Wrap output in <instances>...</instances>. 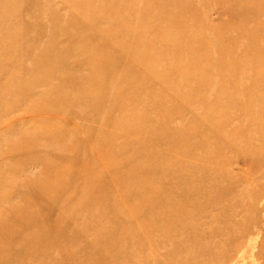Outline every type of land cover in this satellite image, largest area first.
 I'll list each match as a JSON object with an SVG mask.
<instances>
[{"label":"rangeland","instance_id":"rangeland-1","mask_svg":"<svg viewBox=\"0 0 264 264\" xmlns=\"http://www.w3.org/2000/svg\"><path fill=\"white\" fill-rule=\"evenodd\" d=\"M75 1L45 0L58 14L61 27ZM175 1L186 7L190 19L187 22L178 14V4H169L172 19L159 24L169 40L153 26V16L165 1L137 2V15L145 23L139 35L144 38L131 42L132 26L128 40L137 47L136 53L145 48L144 54L155 59L145 64L134 55L126 61L123 47L111 46L120 69L127 65L146 79L145 84L130 76L126 86L119 88L140 89L145 95L158 93L165 98L163 106L173 108L167 114L160 110L150 119L157 124L166 118L167 123L162 121L170 127L152 131L145 126L149 134L158 132L153 143L139 139L130 128L128 140L138 145L137 151L152 154L144 158L131 155L123 159L102 145L109 151L108 161L100 160L88 142L99 125L93 119L96 115L88 117L91 112L72 108V116H61L29 110L32 104L47 100L45 94L52 86L66 82L65 72L33 88L19 106L31 88L26 82L30 74L25 71L31 65L32 45H46L48 37L54 36L61 48L71 45L73 59L80 61L86 58L81 39L93 37L98 43L100 36L74 29L28 36L16 29L11 42L4 44L0 36V222L10 219L0 246L15 252L19 249L15 242L31 240L29 230L42 235L48 232L47 252L42 253L38 240L21 264H264V150L259 142L246 143L243 138L258 130L264 135V61L254 56L264 41V0L257 6L251 0ZM21 37L27 38L30 48L21 47ZM197 37L204 43L194 50L183 48L174 53L175 48L169 47ZM79 68L72 77L93 72L90 63ZM149 68L152 73L147 72ZM157 71L164 81L156 77ZM103 74L97 72V76ZM67 80L71 83V78ZM175 124L191 129L194 143L187 156L181 154L188 149L187 136L172 146ZM202 134L209 135L211 142H204ZM179 145L182 152H178ZM71 166L75 171L59 184L58 198L65 201L48 211L46 202L38 203L35 184L46 171L56 174ZM120 177L136 180L138 185L122 186L116 182ZM88 179L106 191L101 207L92 202V192L85 185ZM34 200L30 219L13 223L26 214V203ZM90 214H94L92 219Z\"/></svg>","mask_w":264,"mask_h":264},{"label":"bare ground","instance_id":"bare-ground-1","mask_svg":"<svg viewBox=\"0 0 264 264\" xmlns=\"http://www.w3.org/2000/svg\"><path fill=\"white\" fill-rule=\"evenodd\" d=\"M139 1L142 2V0H76L73 12L67 16L65 27H61L58 14L49 8L45 0L37 2L35 0H3L4 5L2 7L0 6V19L3 22L0 26V36L4 38L3 44L7 40L8 43L9 41L11 42L16 35V29L28 36H41L44 34L56 35V32L60 31V29L88 31L87 36H100L98 43L93 37L81 39L82 42L80 43L75 39L77 43L83 44L85 51L84 56L86 58H82L80 61H75V59H73L72 53H70L71 49L68 47L71 45L61 48L60 45L55 42L54 36L48 37L46 45L41 43L32 45L29 50L31 65L25 71L30 74L29 80L26 82L31 88L25 93L19 106L28 99L33 88L44 86L55 77L54 74L65 72L62 74V78L66 82H61L59 85L52 86L48 93L45 94L47 100L45 102L32 104L29 106V110L32 112L47 110L48 112L61 116H72V108H78L81 111L84 110L85 114L91 112L90 115L88 114L90 119L93 116L92 113L96 115L93 119L98 122L99 125L93 130L88 142L91 148L99 152L98 158L103 162L108 161L109 151L116 152V155H122L123 159L130 158L131 155H138L142 158H144L145 155H152L151 153L144 152L140 148H138L137 151L138 145L128 140L130 128L135 136L141 140H145L147 144H150L155 142L158 132L152 134L147 133L145 131L146 125H148L149 130L152 131L162 127H170L165 124L167 123L166 118H162L165 123L161 120L157 124H152L150 120L160 110L167 114L173 109L172 106H163L165 98L160 96V94L149 93L145 95L140 92V89L130 92L119 88L121 84L123 86L124 83V86H126L127 78L130 76H137L139 81L145 84L146 79L141 74L130 70L127 65L120 69L118 63L114 62V54L111 46L123 47L126 61L131 60L134 55L140 56L145 64L155 59L154 56L144 54V52H146L145 48L136 53L137 47H132L128 40V30L132 26L134 35L131 37L130 41L141 42L144 38L143 35H139V30L143 28V24H145L140 20V15H137V2ZM162 1H165V6L158 9L156 14H154L153 18L155 22L153 26L157 31L162 30L158 32L162 35L163 39L169 40V34L165 33L164 29L159 25L165 20L170 21L172 19L173 15L169 12V4L171 7L178 4L180 6V12L178 14L183 15V18L186 19L187 22L190 17L188 18L189 15H187L185 10L186 7H182L181 3L179 4L178 1ZM259 1L260 0H251L250 2L251 5L257 6L259 5ZM16 6L18 7L16 8ZM87 22L92 23V25H88ZM170 27L175 28L177 26L173 25ZM89 31H91L92 34H89ZM175 31H179V29H175ZM70 38L71 40L69 41L72 43V36ZM197 38L198 40L195 39L194 41L183 39L176 45L169 47L171 50L175 48L172 50L174 53L183 48L194 50L198 47H202L204 43L202 42V37ZM106 41H108L109 44L106 43ZM19 43L22 48H30V43L25 37H21ZM11 46L12 44L10 43L9 47ZM260 51L262 52L259 53ZM259 52H254L256 61H264V41L262 42ZM156 54L159 55L158 53ZM189 56L192 55H188V60H190ZM89 63L92 65V74L86 77L78 75L72 77V73L80 71V66ZM98 71H103L104 74L102 76H97ZM116 71L119 73L122 72V74ZM152 71L153 69L149 68L147 72L152 73ZM156 77L164 81L163 77H160L159 71L156 72ZM67 78H71V83ZM22 85L23 82H21V86ZM94 85H98L100 89L92 87ZM143 88L144 87H142V89ZM74 90L77 92L72 94ZM49 93H51L50 96L47 95ZM13 106H11V108ZM189 108L192 109V106H189ZM77 115L76 117L79 118L81 114L77 113ZM81 118H86V116ZM175 126L176 127L172 126V133L170 134L171 141L174 144L172 146H175V142L180 138L187 136L189 139L188 142L190 141L188 143V149H186L185 153H181L183 156H187L192 153V146L194 143L191 129L183 125L180 126L175 124ZM259 135L262 137L260 140L257 138ZM263 136V131L258 130L256 134L251 135L250 132L248 136H243V138L246 143H254V141H257V143L259 142L260 147L264 150ZM202 140L204 142H211L209 135L205 134H202ZM102 145L108 148L109 151L103 150L101 148ZM182 151L183 149L181 145H179L178 152ZM138 153L141 154V156ZM71 165L74 164L71 163ZM170 165H172L171 162ZM75 166L78 167L77 165ZM75 166H71L70 169L59 170L56 174L46 171L42 181L35 184L34 187L39 194L38 197L36 196L39 198L38 203L40 201L46 202L49 205L48 211L50 209H57L65 201V198H58L61 193L59 184L65 176L75 171V168H73ZM107 170L108 167L105 165L103 171L107 172ZM81 171L87 174L85 168H82ZM98 173L100 175V171H98ZM113 174L114 173H112V175ZM116 182H119L122 186L131 185L134 187L138 185L136 180L129 181L122 177L117 179ZM85 185H87L86 187H89L92 192V202L99 205L101 199H104L102 197L105 195L106 191L102 190L103 188L101 186L97 188L96 182L92 179H88ZM34 202H36V200L26 203V214L21 218H15L13 223L18 221L17 224H19L20 222L29 220L35 209L33 206ZM99 207H101V204ZM68 212H70L72 216V208H70ZM93 217L92 214H90L89 218L92 219ZM9 220L10 219L6 222H0V242L4 240L5 228ZM33 220H36L35 223H39L37 219ZM95 220L97 221V219ZM54 223L58 224L59 221L54 220ZM32 233L33 235L30 241L15 242L19 245V249L15 252L10 250V247L5 249L0 246V264L9 260L18 261V263L21 264L22 261L27 258L28 254L32 252L34 244L38 240L39 243L41 242L40 246L42 253L44 254L47 252L49 244L46 243V235L48 232L42 235L36 234L33 230H29V234Z\"/></svg>","mask_w":264,"mask_h":264}]
</instances>
